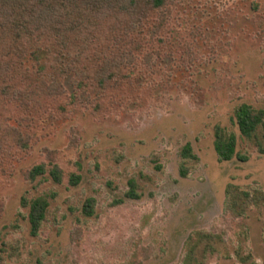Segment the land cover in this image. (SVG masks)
Listing matches in <instances>:
<instances>
[{
  "label": "rangeland",
  "instance_id": "rangeland-1",
  "mask_svg": "<svg viewBox=\"0 0 264 264\" xmlns=\"http://www.w3.org/2000/svg\"><path fill=\"white\" fill-rule=\"evenodd\" d=\"M138 32L130 86L86 109L70 85L0 172L1 264H264V0H168ZM30 63L51 78L60 60ZM243 104L263 117L250 138ZM37 197L50 205L35 231L23 203Z\"/></svg>",
  "mask_w": 264,
  "mask_h": 264
},
{
  "label": "trees",
  "instance_id": "trees-1",
  "mask_svg": "<svg viewBox=\"0 0 264 264\" xmlns=\"http://www.w3.org/2000/svg\"><path fill=\"white\" fill-rule=\"evenodd\" d=\"M167 4L168 0H0V172H11L13 156L27 152L31 126L64 108L70 85L71 100L86 109L104 106L106 99L130 86L138 59L135 47L142 49L134 34ZM45 52L60 60L51 78L46 69L30 63ZM261 115L249 104L237 109L236 124L244 137L256 133ZM235 147L233 136L218 134L215 150L221 160H230ZM181 156L186 176L185 164L196 156L190 146ZM46 170L43 165L27 174L34 178ZM23 205L33 229L40 230L48 199L37 197ZM83 212L93 216L95 201L87 200ZM1 260L0 255V264Z\"/></svg>",
  "mask_w": 264,
  "mask_h": 264
}]
</instances>
